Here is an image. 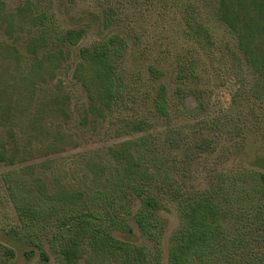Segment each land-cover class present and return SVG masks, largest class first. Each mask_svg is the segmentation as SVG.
Here are the masks:
<instances>
[{"label": "trees", "instance_id": "obj_1", "mask_svg": "<svg viewBox=\"0 0 264 264\" xmlns=\"http://www.w3.org/2000/svg\"><path fill=\"white\" fill-rule=\"evenodd\" d=\"M150 1L154 7L161 6L164 17L159 15L162 17L160 20L166 18L167 12L178 11L185 27V40L194 43L191 48L193 54L185 57L188 62L179 65L178 78L190 75L189 71L196 76L193 68L200 71L202 65L204 70L213 68L221 80L220 71L230 66L229 75L238 85L240 83V88L234 92L228 111H223L224 117L232 119L238 100L243 96L250 102L254 113V119L245 120V125L257 128L264 136V120L258 114L264 110V0ZM126 2L134 6L136 0ZM97 3L103 28L110 29V32L79 49L74 77L81 82L88 96L87 115L81 121L92 116L94 122L105 123L107 132L112 135H138L109 146L108 160H97L96 150L61 157L57 161V170L66 181L57 193L58 198L64 200L59 204L49 199L44 189L50 178L49 169L46 172L40 165L46 166L54 160L49 158L50 154L57 152L59 141L64 142L70 134L58 130L48 138L50 132L46 131L39 144L35 143L34 136L45 129L42 115L49 102L54 100L55 110L63 114L67 112L70 95L57 92L47 97L44 95L47 89L42 83L46 80L44 75L49 64L54 61L60 65L64 53L69 54L84 39L85 29L52 26L47 16L36 11L34 2L28 0L21 6V12L29 15L35 27L31 40L42 50L37 51L30 62L20 65L16 81L17 85L30 91L28 103L38 108L27 118L20 105H12V100L5 96L6 88L0 87V161L10 165L18 161L27 162L21 173L22 176H33L30 189L34 194L22 199L18 207L30 215L32 222L47 224L54 219L53 215L57 217L53 222L57 230L51 243L58 264H80L82 260L96 264H160L158 253L139 243L135 230L118 219V209L122 202L139 198L140 207L129 213L143 233L154 236L156 214L163 205L151 192L155 185L166 184L169 180L168 170L163 167L170 164L168 160L159 159L153 150L152 154L149 152V138L152 136L151 132H145L155 125L158 118L170 120L180 109L176 108L173 99L170 101L164 84H148L152 78L161 81L158 79L163 72L159 67L151 65L147 75L134 78L133 84L125 74L121 58L128 48V38L139 48L141 46L143 33L135 25L139 15L129 12L128 6L120 12L121 0H97ZM210 22L223 29L228 37L225 43L213 34ZM24 54L20 56L21 62ZM88 64L92 73L83 77L82 69ZM199 77L203 79L204 76L201 73ZM143 98L152 100L151 107H143L146 103ZM35 129L39 130L36 132ZM170 132L174 141L180 129L173 126ZM61 135L63 137L58 141ZM196 145L203 146L198 142ZM44 157L46 159L41 160ZM7 174L5 179L9 183L14 182L8 186L14 197L17 175L7 178ZM261 177L264 182V173ZM172 191L173 197L181 204L185 222L172 237L170 264H209L219 254V243L228 236L222 224L226 208L217 199L214 188L201 194L184 195L179 187ZM113 227H117L120 234H114ZM241 238V234H237L233 241ZM7 252L13 254L12 250ZM42 256L49 259L44 251ZM2 262L0 246V264Z\"/></svg>", "mask_w": 264, "mask_h": 264}, {"label": "rangeland", "instance_id": "obj_2", "mask_svg": "<svg viewBox=\"0 0 264 264\" xmlns=\"http://www.w3.org/2000/svg\"><path fill=\"white\" fill-rule=\"evenodd\" d=\"M26 1L28 0H0V87L6 88L5 96L12 100V105L19 104L28 118L38 107L28 103L27 96L30 91L17 85L16 76L20 65L30 62L34 54L42 49L31 40L35 27L29 15L21 12V6ZM30 1L34 2L36 11L47 16L52 26L85 29L84 39L69 54L64 53L60 65H56L54 61L49 64L44 75L46 80L42 83L47 89L44 93L47 97H52L57 92L70 95L67 112L62 114L56 111L55 101L49 102L42 115L45 129L38 136H34L35 143L39 144L46 131L50 132L48 138L58 130L70 134L64 142L59 141L62 135L58 139L60 144L55 150L57 152L49 156L54 160L49 161L46 166L40 165L42 170L47 172L48 168L50 173L49 181L44 187L47 196L61 204L60 200L64 198H58L57 192L66 181L57 170V161L61 157L96 150L97 160H108L109 146L138 134L118 137L107 132L105 123L94 122L92 116L84 122L81 121L87 115L88 96L81 82L74 77L79 49L110 32V29L103 28L97 0ZM119 5L120 12L128 6L129 12L134 11L133 15H139L135 25L143 33L140 48L128 38V48L121 58L127 78L132 79L133 84L134 78L147 75L151 65L159 67L163 72L158 79L161 81L152 78L148 84H164L170 101L173 99L180 111L177 115L173 113L170 120L158 118L155 125L145 132H151L152 136L149 138V152L152 154L153 150L159 159L168 160L170 164L163 167L168 170L169 180H166V184H158L159 187L155 185L151 192L159 197L163 205L156 214L154 236L143 233L129 213H134L140 207L139 198L122 202L118 209V219L135 230L139 243L158 253L160 264H170L172 237L185 222L181 204L173 197V188L179 187L184 195L194 192L201 194L214 188L217 199L226 208L222 224L228 236L219 243V254L209 264H264V182L261 177L264 173V136L257 128L245 125V120L254 119L251 104L245 97L238 100L237 111L232 119L226 120L223 113L231 106L233 94L240 88V83L238 85L235 78L229 75V65L220 71L221 80L213 68L204 70L202 65L199 70L204 76L203 79L199 77L200 71L195 68L193 70L196 76L189 71L190 75L178 78L179 65L188 62L185 57L193 54L191 48L194 45L193 42L185 40V27L179 12H167L166 18L160 20L162 17L158 16H163L161 6L154 7L150 0H136L134 6L121 0ZM210 24L216 38L225 43L228 37L223 29L217 24L212 25V22ZM22 53H25V58L21 62ZM91 73L92 69L88 64L82 69L81 75L85 77ZM58 84L61 85L56 87ZM142 100L146 101L144 108L151 107V99ZM224 108L227 110H223ZM258 114L264 120V110L258 111ZM173 126L180 129V134L174 141L173 133L170 132ZM38 130L35 129L36 132ZM197 142L203 146H197ZM44 159L46 158L41 160ZM25 164V161H18L14 165L0 161L2 264H58L56 251L51 243L53 233L57 230L53 227L57 217L53 215L54 219L47 224L32 222L29 220L30 215L18 207L22 199L34 194L30 189L33 176H22L21 173ZM6 174L7 178L17 175L14 197L8 188L14 182L9 183L5 179ZM120 226L126 229V226ZM111 230L114 234L119 233L117 227ZM237 234H241L242 238L233 241ZM7 250H12L13 254ZM42 251L47 254L48 260L43 258ZM90 263L96 264L84 260L80 264Z\"/></svg>", "mask_w": 264, "mask_h": 264}]
</instances>
